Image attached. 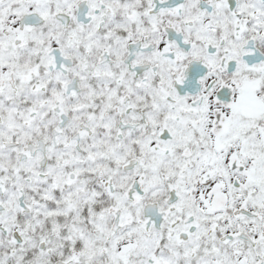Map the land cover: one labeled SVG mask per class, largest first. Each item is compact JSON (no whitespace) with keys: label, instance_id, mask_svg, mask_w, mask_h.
<instances>
[{"label":"snow or ice","instance_id":"snow-or-ice-1","mask_svg":"<svg viewBox=\"0 0 264 264\" xmlns=\"http://www.w3.org/2000/svg\"><path fill=\"white\" fill-rule=\"evenodd\" d=\"M0 264H264V0H0Z\"/></svg>","mask_w":264,"mask_h":264}]
</instances>
